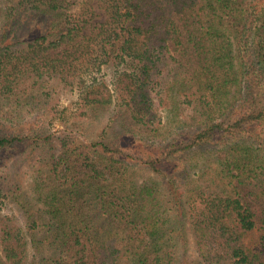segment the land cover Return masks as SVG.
<instances>
[{
  "label": "trees",
  "instance_id": "obj_1",
  "mask_svg": "<svg viewBox=\"0 0 264 264\" xmlns=\"http://www.w3.org/2000/svg\"><path fill=\"white\" fill-rule=\"evenodd\" d=\"M71 2L0 0V117L51 124L68 89L150 146L1 133L0 163L39 154L28 190L0 178V264H264V0H96L88 32Z\"/></svg>",
  "mask_w": 264,
  "mask_h": 264
},
{
  "label": "rangeland",
  "instance_id": "obj_2",
  "mask_svg": "<svg viewBox=\"0 0 264 264\" xmlns=\"http://www.w3.org/2000/svg\"><path fill=\"white\" fill-rule=\"evenodd\" d=\"M86 2L87 0H72L70 4V11L78 12L81 8L84 9L87 6ZM91 5L93 6L95 15L91 20V27L89 26L87 28V32L94 26L105 22L107 19V14L100 3L96 2V0H92ZM104 76L107 77L109 75L104 73ZM107 96L108 93H105V97ZM77 100L78 97L76 92L69 91L68 89H61L59 90V94L55 96L53 101L50 103L54 116L55 114L57 115L55 116L56 118L53 119V123L44 125V123H42L43 119L40 120L36 116L26 114V119L22 121L21 124H17L20 126H17L15 123L11 124V122L0 117V134H16V132L22 130H24L25 133H32L35 131H40L42 133L43 131L45 132L48 130L47 134H52L55 140L59 137H69L73 135L88 143L104 141L111 144H117L125 149L127 148L130 152H134L135 148L140 145L150 146L148 144L149 141H147L146 138H141L131 133H125V128H127V126L125 117L122 116L124 110L115 104L116 101L106 105L95 106L89 111V116L80 118L78 117L79 113L76 111ZM10 107L11 109H14L13 105L10 106L9 102H4L0 98V114L8 112ZM65 108L67 109V111L65 110L64 112L65 119L60 118V113ZM178 112L182 113L183 118L185 115V120H188L186 116L189 113L183 110L182 106L181 108L178 107ZM172 115L173 114H171V116ZM162 117L163 123H166L168 114L163 112ZM36 121L39 122L35 124ZM154 143L159 144L156 141H154ZM55 149L57 153L60 151V145L57 141L55 142ZM209 150V148L206 150L200 149V151L194 155L204 158L209 156V153L204 151ZM30 152L31 151L28 148L26 150L25 147H21L8 154L4 159V162L0 163V178L4 176L12 179L16 178L17 182L20 184V188L22 190H28L29 183L33 178V165L38 159L39 154V152H34L32 155ZM188 159L192 161L198 160L193 157ZM6 215L13 216L18 224L24 227V220L21 213L18 211L17 206L8 198L4 197L3 199H0V218Z\"/></svg>",
  "mask_w": 264,
  "mask_h": 264
}]
</instances>
